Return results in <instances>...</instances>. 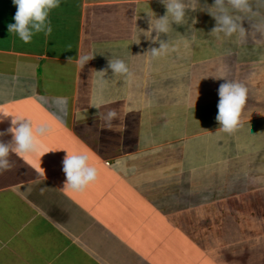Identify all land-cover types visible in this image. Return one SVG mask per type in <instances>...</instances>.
<instances>
[{
	"label": "crops",
	"instance_id": "crops-1",
	"mask_svg": "<svg viewBox=\"0 0 264 264\" xmlns=\"http://www.w3.org/2000/svg\"><path fill=\"white\" fill-rule=\"evenodd\" d=\"M253 7L264 23V0ZM15 12L0 0V140L15 117L48 130L0 171V264H264V32L210 34L215 20L189 9L151 58L160 0H61L29 44L7 30ZM222 75L248 89L232 133L215 119ZM66 151L97 168L82 191L64 188Z\"/></svg>",
	"mask_w": 264,
	"mask_h": 264
},
{
	"label": "clouds",
	"instance_id": "clouds-1",
	"mask_svg": "<svg viewBox=\"0 0 264 264\" xmlns=\"http://www.w3.org/2000/svg\"><path fill=\"white\" fill-rule=\"evenodd\" d=\"M12 3L16 7V12L13 16L15 22L7 25L9 33L17 35L25 44L31 43L33 36L38 33L43 32L46 36L52 33L49 15L53 9L60 6L61 0H12ZM160 3L164 5L166 12L159 18L150 17L149 28L144 35L146 38H150L153 43L159 41L158 48L152 47L148 51L151 58H159L168 54L170 45L168 41L160 40V35L168 34L173 24L187 23V10L189 9L195 11L199 8L201 11H206L215 20V26L210 34L215 33L217 36L223 34L225 37L236 35L243 38L251 30L264 32V23H255L252 20V17L256 15L253 0H214L213 5H204L203 7L200 5V0H160ZM244 20L249 21L250 30L243 27ZM153 32L156 33L155 36H152ZM93 58L94 56L84 55L79 57V62L84 66ZM70 60L71 58H69ZM107 68L114 75L129 74V68L122 59L109 60ZM106 71L107 69H104L97 73L101 74L103 78ZM214 78L225 81L218 88V114L215 119L220 125L219 129L226 133H232L240 126L241 113L248 99V89L243 84L230 81L223 75ZM55 103L63 110L67 106V98L59 97ZM96 114L100 115L98 112ZM116 116V111L110 110L103 118L110 122ZM11 123L13 127L9 128L7 132L12 134V140L10 142L0 140V171L11 167L10 153L26 157L40 151L42 146L38 137L43 136L48 130L47 125L34 127L32 121L25 117H15ZM5 134V132H0V137ZM62 171L66 177L64 188L71 191L84 190L96 180L98 174L97 168L89 163L87 154L69 151H66L62 160Z\"/></svg>",
	"mask_w": 264,
	"mask_h": 264
}]
</instances>
